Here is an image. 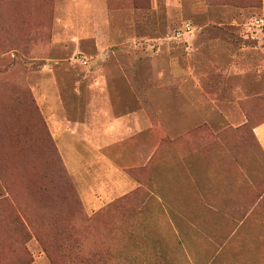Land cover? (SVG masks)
Instances as JSON below:
<instances>
[{"label":"rangeland","instance_id":"374dc122","mask_svg":"<svg viewBox=\"0 0 264 264\" xmlns=\"http://www.w3.org/2000/svg\"><path fill=\"white\" fill-rule=\"evenodd\" d=\"M262 120L264 0H0V264H264Z\"/></svg>","mask_w":264,"mask_h":264},{"label":"crops","instance_id":"0c3cea01","mask_svg":"<svg viewBox=\"0 0 264 264\" xmlns=\"http://www.w3.org/2000/svg\"><path fill=\"white\" fill-rule=\"evenodd\" d=\"M108 124L109 125L105 124V127H110V126L113 127V120L110 121ZM256 134L264 148V123L256 128Z\"/></svg>","mask_w":264,"mask_h":264},{"label":"trees","instance_id":"16d2710c","mask_svg":"<svg viewBox=\"0 0 264 264\" xmlns=\"http://www.w3.org/2000/svg\"><path fill=\"white\" fill-rule=\"evenodd\" d=\"M263 123H264V120H262L261 122H259V123H257V124L254 125V127H253V136H254V138H255V140H256L258 146L260 147V149H261V153H262L263 158H264V148H263V146H262V144H261V142H260V140H259V138H258V136H257V134H256V128H257L258 126H260L261 124H263ZM262 198H264V191L262 192V195H261V199H262Z\"/></svg>","mask_w":264,"mask_h":264}]
</instances>
